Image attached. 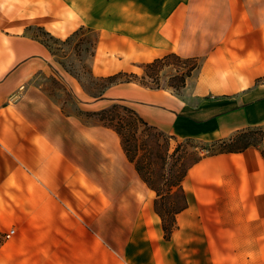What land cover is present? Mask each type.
I'll return each instance as SVG.
<instances>
[{
	"label": "crops",
	"instance_id": "0c3cea01",
	"mask_svg": "<svg viewBox=\"0 0 264 264\" xmlns=\"http://www.w3.org/2000/svg\"><path fill=\"white\" fill-rule=\"evenodd\" d=\"M37 28L94 33L95 76L167 53L198 66L179 91L131 81L86 99ZM51 77L73 90L67 104ZM114 102L177 139L264 126V0H0V264H264L263 147L194 164L166 240L119 135L85 123Z\"/></svg>",
	"mask_w": 264,
	"mask_h": 264
},
{
	"label": "trees",
	"instance_id": "16d2710c",
	"mask_svg": "<svg viewBox=\"0 0 264 264\" xmlns=\"http://www.w3.org/2000/svg\"><path fill=\"white\" fill-rule=\"evenodd\" d=\"M78 32L79 31L74 35ZM46 33L51 35L48 32ZM171 60H174L179 65L184 64L187 66L184 72L175 76V85L170 86V88L175 91L181 90L185 86L186 79L191 75L193 70L197 68L198 60L192 57L184 58L176 53H167L162 57L153 59L152 61L141 63L140 67L143 69V76H139L136 73H127L126 71H119L110 75L100 76L99 79L102 80L103 84L101 85V90L96 98H101L105 90L114 84L120 82H136L134 80L123 79L121 76L128 74L135 78L152 77L162 66L171 65ZM146 87L162 88L159 84L156 87ZM120 109L123 111L122 114L119 112V107L114 103L107 109L97 112H87L85 115L95 117L101 125L113 129L119 135L122 148L128 160L135 166L141 180L149 189L155 192L154 209L161 218L164 237L166 240H169L172 232L176 228L177 215L187 208V197L182 182L189 169L205 156L198 157L189 164H184L180 168L178 174H174V172L170 174V172H168L169 174L160 173L157 175L151 168V162L147 161V155H151L154 152V146L159 147L158 138L164 133L148 125L127 106L123 105ZM139 131L148 134V136L154 140L143 138L139 143L137 139V133ZM255 134L256 131L253 129L246 130L237 133L228 140H220L218 141V143H220V149L211 155L240 152L250 146H258L259 144L257 140H255ZM140 149H143L145 156L138 155ZM262 154L264 156V149H262Z\"/></svg>",
	"mask_w": 264,
	"mask_h": 264
},
{
	"label": "rangeland",
	"instance_id": "374dc122",
	"mask_svg": "<svg viewBox=\"0 0 264 264\" xmlns=\"http://www.w3.org/2000/svg\"><path fill=\"white\" fill-rule=\"evenodd\" d=\"M34 32L49 46L51 52L54 54L55 61L61 64L66 72L76 79L79 88L87 95H85V98H96L103 82L99 79L100 76L93 74L92 70L95 34L87 30H81L69 38L59 39L47 34L41 28L35 29ZM170 62L171 65L162 66L152 77L135 78L128 74L121 77L150 87H156L159 84L160 87L170 88L171 85H175V76L184 72L187 68L184 64L179 65L174 60ZM138 75L143 76L144 74L141 73ZM46 86L51 97L61 103L64 102L67 104L73 98V90L69 91L66 85L61 82V79L51 77ZM114 103L119 107V112L122 114L123 111L120 108L123 106V103ZM67 111H72V108H68ZM84 119L87 124L99 122L95 117H89L87 115L84 116ZM252 129L256 131L255 140L264 149V126ZM143 138L154 140L148 134L139 131L137 133L138 142L140 143V140ZM218 141L220 140L202 141L197 139H177L173 136L163 134L158 138L159 147L154 146V152L151 155H147V161L151 162V168L157 175L168 172L170 174L173 172L174 174H178L184 164H189L198 157H206L217 152L220 149V143ZM138 155L145 156L143 149L139 150ZM2 190L5 191L4 188Z\"/></svg>",
	"mask_w": 264,
	"mask_h": 264
},
{
	"label": "built area",
	"instance_id": "2783aa9c",
	"mask_svg": "<svg viewBox=\"0 0 264 264\" xmlns=\"http://www.w3.org/2000/svg\"><path fill=\"white\" fill-rule=\"evenodd\" d=\"M14 234H15V230H14V229H11V230H9L7 233L4 234V238H5V239H9V238H11Z\"/></svg>",
	"mask_w": 264,
	"mask_h": 264
}]
</instances>
